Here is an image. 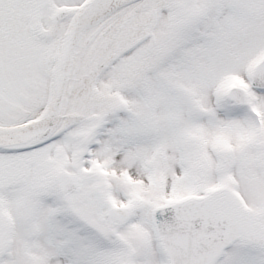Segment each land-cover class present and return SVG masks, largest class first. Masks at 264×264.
Segmentation results:
<instances>
[{"label": "snow or ice", "instance_id": "1", "mask_svg": "<svg viewBox=\"0 0 264 264\" xmlns=\"http://www.w3.org/2000/svg\"><path fill=\"white\" fill-rule=\"evenodd\" d=\"M0 264H264V0H0Z\"/></svg>", "mask_w": 264, "mask_h": 264}]
</instances>
